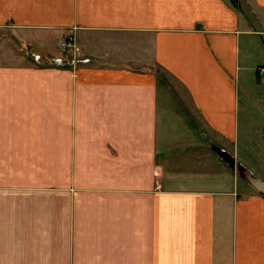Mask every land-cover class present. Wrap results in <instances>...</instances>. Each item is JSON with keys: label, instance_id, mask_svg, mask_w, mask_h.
<instances>
[{"label": "crops", "instance_id": "1", "mask_svg": "<svg viewBox=\"0 0 264 264\" xmlns=\"http://www.w3.org/2000/svg\"><path fill=\"white\" fill-rule=\"evenodd\" d=\"M70 30L76 66L34 59ZM262 34L233 0H0V264H264Z\"/></svg>", "mask_w": 264, "mask_h": 264}, {"label": "built area", "instance_id": "2", "mask_svg": "<svg viewBox=\"0 0 264 264\" xmlns=\"http://www.w3.org/2000/svg\"><path fill=\"white\" fill-rule=\"evenodd\" d=\"M60 53L57 55L43 57L40 54H33L36 61L53 65H64L69 62L72 66H76L82 56V47L77 41L75 32L70 30L67 35L59 42ZM259 72L264 73V66H261Z\"/></svg>", "mask_w": 264, "mask_h": 264}, {"label": "water", "instance_id": "3", "mask_svg": "<svg viewBox=\"0 0 264 264\" xmlns=\"http://www.w3.org/2000/svg\"><path fill=\"white\" fill-rule=\"evenodd\" d=\"M245 16L248 18V20L251 22V24L254 26L256 30L259 32H262V37L264 39V27L262 26L259 18L257 17L256 13L254 12L252 6L247 0H235ZM242 176L244 175L248 181L261 193L264 194V181L260 180L256 177H254L250 172L246 170H242L241 172Z\"/></svg>", "mask_w": 264, "mask_h": 264}, {"label": "rangeland", "instance_id": "4", "mask_svg": "<svg viewBox=\"0 0 264 264\" xmlns=\"http://www.w3.org/2000/svg\"><path fill=\"white\" fill-rule=\"evenodd\" d=\"M3 34L8 35V36H11V37H13V38H16V35L13 33V31L4 30V31H3ZM29 53H30V52H29ZM30 55H32V54H30ZM257 173H258V172H257ZM262 176L264 177V174H263Z\"/></svg>", "mask_w": 264, "mask_h": 264}, {"label": "trees", "instance_id": "5", "mask_svg": "<svg viewBox=\"0 0 264 264\" xmlns=\"http://www.w3.org/2000/svg\"><path fill=\"white\" fill-rule=\"evenodd\" d=\"M233 2H234L236 5H238L237 2H236L235 0H233Z\"/></svg>", "mask_w": 264, "mask_h": 264}]
</instances>
